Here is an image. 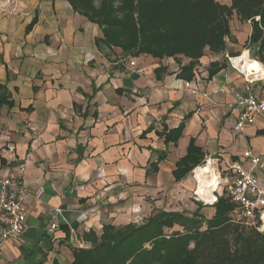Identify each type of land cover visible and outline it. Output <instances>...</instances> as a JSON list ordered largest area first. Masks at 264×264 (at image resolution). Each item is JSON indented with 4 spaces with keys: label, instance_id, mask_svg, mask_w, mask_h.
<instances>
[{
    "label": "crops",
    "instance_id": "0c3cea01",
    "mask_svg": "<svg viewBox=\"0 0 264 264\" xmlns=\"http://www.w3.org/2000/svg\"><path fill=\"white\" fill-rule=\"evenodd\" d=\"M231 29L226 51L206 53L188 82L178 78L186 58L99 50L101 29L68 0H20L14 12L0 14V179L18 178L32 194L26 230L6 243L0 264H69L85 232L149 218L164 203L168 212L187 205L201 184L195 172L206 165L217 176V202L231 164L252 168L248 150L261 158L254 174L264 188V116L235 131L237 95L246 88L241 73L248 71L242 67L258 64L249 71L257 90L264 63L251 43L252 23L234 14ZM215 62L223 69L209 77ZM192 145L203 163L177 180Z\"/></svg>",
    "mask_w": 264,
    "mask_h": 264
},
{
    "label": "trees",
    "instance_id": "16d2710c",
    "mask_svg": "<svg viewBox=\"0 0 264 264\" xmlns=\"http://www.w3.org/2000/svg\"><path fill=\"white\" fill-rule=\"evenodd\" d=\"M68 2L101 29L102 37L96 40L99 50L119 49L124 58H186L189 63L181 67L178 78L188 82L195 78L207 49L215 54L226 51L234 14L252 23L251 43L259 45L258 58L264 63V0H231V5L217 0ZM222 69V64L212 63L209 77ZM179 133L167 134L166 143ZM203 156L192 145L178 164L176 179L200 166ZM233 208L222 196L208 206L214 210L209 217L201 214V208L191 215L159 210L140 225L106 224L101 235L92 230L82 235L87 247H71L69 264H264V233L235 222Z\"/></svg>",
    "mask_w": 264,
    "mask_h": 264
},
{
    "label": "built area",
    "instance_id": "2783aa9c",
    "mask_svg": "<svg viewBox=\"0 0 264 264\" xmlns=\"http://www.w3.org/2000/svg\"><path fill=\"white\" fill-rule=\"evenodd\" d=\"M20 0H0V14L14 12ZM236 58H229L234 66ZM135 60L130 66H135ZM241 73V71H239ZM246 81L244 95H237V102L242 111L237 120L235 131L243 133L246 126L253 125L256 120L264 116V86L254 90L258 82L253 73H241ZM246 159L252 168L246 170L241 163H233L228 168L229 179L226 196L233 204L232 219L248 228L264 232V188L259 186V180L254 169L261 163V158L255 156L251 150L246 151ZM220 180V177H219ZM42 192L35 195L39 198ZM32 196L24 181L18 178L0 179V257L3 247L12 239L22 236L25 226V203ZM195 200L199 199L197 192ZM81 248L87 245L81 244Z\"/></svg>",
    "mask_w": 264,
    "mask_h": 264
},
{
    "label": "rangeland",
    "instance_id": "374dc122",
    "mask_svg": "<svg viewBox=\"0 0 264 264\" xmlns=\"http://www.w3.org/2000/svg\"><path fill=\"white\" fill-rule=\"evenodd\" d=\"M231 22H232V19H231ZM206 53H211V54H215V53H212V52H210L208 49L206 50ZM206 53H205V55H206ZM224 53V52H223ZM218 54H221V53H218ZM196 71H197V69H196ZM204 181V182H203ZM200 186H199V189L200 188H202L203 187V189L205 188V189H211L212 188V185H210L209 184V181H206L205 179H203L202 180V182L200 181ZM205 184V185H204ZM198 189V190H199ZM213 190H214V188H213ZM223 196H225V197H227L225 194L223 195ZM148 200H149V203H153L152 202V200H151V197H146ZM187 205H182L177 211H175V212H180V213H184V214H188V215H191V214H193L198 208H201L200 209V211H201V214H203L204 216H207V217H209L210 215H211V213L213 212V211H211L210 209H208V204H207V202L206 201H203L202 199H201V197H199V199L198 200H195V196H193L192 198H190L188 201H187ZM165 205H163V209H161V210H169V207H170V204L168 205V204H166V203H164ZM199 204V205H198ZM207 204V205H206ZM157 211H159L158 209H154L153 210V212H152V214L151 215H153V214H155ZM147 218H139V217H136L135 219H134V222L133 223H135V224H138V225H140V224H142L145 220H146ZM248 229H252V228H248ZM259 232V231H258ZM260 233H264V232H260ZM167 234H171L170 232H168Z\"/></svg>",
    "mask_w": 264,
    "mask_h": 264
},
{
    "label": "bare ground",
    "instance_id": "6f19581e",
    "mask_svg": "<svg viewBox=\"0 0 264 264\" xmlns=\"http://www.w3.org/2000/svg\"><path fill=\"white\" fill-rule=\"evenodd\" d=\"M241 60H236V64L241 63ZM239 65L241 67L242 63L239 64ZM242 69L243 70H248V71H259L260 70L258 64H256L255 62H252V61L251 62H247V64L244 65L242 67ZM210 166L211 165L203 166V167L199 168L198 170H196V172H195L196 173V177H197V179L199 181L202 182V180L205 179L206 181H209L210 185H212L211 189H205V188L203 189V187H202V188H200L198 190V195L201 197V199L203 201H206L208 205L213 204L214 202H216V199H215L216 197L213 194V188L215 190L216 187H217V176L214 173V171H212Z\"/></svg>",
    "mask_w": 264,
    "mask_h": 264
}]
</instances>
